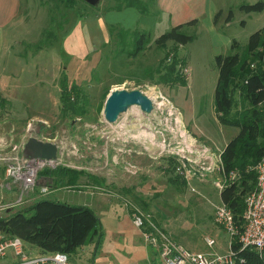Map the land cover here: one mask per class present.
<instances>
[{
	"label": "rangeland",
	"instance_id": "obj_1",
	"mask_svg": "<svg viewBox=\"0 0 264 264\" xmlns=\"http://www.w3.org/2000/svg\"><path fill=\"white\" fill-rule=\"evenodd\" d=\"M230 1L227 27L218 24L209 30L201 17L197 25L182 28L194 35L191 41L156 45L154 39L172 25L154 3L148 14H140L134 8L108 10L113 0H99L95 6L82 0H21V21L10 29L19 40L0 58L15 52L14 62L6 67L10 73L2 80L6 101H0V216L36 198H53L40 191L47 184L42 172L64 167L70 171L54 176L47 188L61 192L60 202L93 210L102 233L97 253L104 264L158 263L156 245L142 233L151 231L133 223L132 210L148 217L154 227L150 234L157 239L165 237L189 251L227 253L229 235L214 223L212 214L221 202L219 191L241 180L238 163L232 178L219 163L222 148L238 129L220 123L213 110V57L241 54L249 34L264 29V7L249 13L238 8L256 0ZM58 8L67 11L61 26ZM131 10L138 14L135 19L127 14ZM106 20L115 23L111 34ZM132 29L148 33L143 50L135 55L130 51ZM232 40L237 48L230 51ZM47 42L52 44L37 47ZM171 69L184 77L183 84L169 83ZM63 75L78 86L79 114L60 113ZM119 88L141 91L153 108L144 113L130 106L114 122L104 121L105 97ZM232 100L231 112L246 106L237 87ZM30 136L54 143L56 157L36 168L32 184H23L6 177L4 170L8 162H30L23 149ZM255 163L244 166L251 175L247 188L255 181ZM206 238L214 240L211 247ZM94 248V240L84 244L67 263L88 264Z\"/></svg>",
	"mask_w": 264,
	"mask_h": 264
},
{
	"label": "trees",
	"instance_id": "obj_2",
	"mask_svg": "<svg viewBox=\"0 0 264 264\" xmlns=\"http://www.w3.org/2000/svg\"><path fill=\"white\" fill-rule=\"evenodd\" d=\"M153 3L154 0H113V4L109 5L107 9L134 8L140 14H148L149 6H152ZM263 7L264 3L257 0L251 4H241L238 8L249 13L261 11ZM59 10L58 8L57 12L62 18L61 26L66 22L67 11ZM217 16L218 12L214 15V19ZM230 17L231 10H228L225 21H228ZM194 23L195 19H192L171 26L169 30L156 37L154 43L163 45L166 41H171L176 45H183L191 41L194 35L182 31V28ZM112 27L113 25L109 26L110 34L114 30ZM125 31L123 29L121 32L125 33ZM132 32L130 51L135 55L143 50L148 33L136 30ZM51 44L47 42V45H37V47H48ZM229 48L230 51L237 48V42L232 40ZM213 59L217 69L213 90V110L220 123L232 125L238 129L237 133L222 148L220 164L223 173L227 174L238 163L241 176L239 185L236 182H230L219 191V199L230 209L234 221L240 224L243 196L254 186L252 184L247 188L245 185L248 177L251 176L245 167L255 163L264 154V112L262 108L264 98V29L259 28L249 34L241 54L237 52L218 53L214 55ZM252 62L255 65L251 70ZM173 64L176 62L173 61ZM177 75L176 71L171 69L169 77L166 79L170 84H183L184 77H177ZM236 79L240 82L237 83ZM59 85L60 113L79 114L78 86L73 82H67L65 75L61 76ZM235 87L242 94L246 106L231 112L234 105L232 91ZM0 101L3 102L6 99L0 97ZM167 164L170 165L168 162ZM69 171L70 169L64 167L44 169L42 177L51 181L54 176L62 177ZM80 174L81 172L77 173V175ZM174 178H178V176H174ZM181 183L184 184V181L181 180ZM238 186L240 189H237ZM0 231L10 236L19 237L26 244L35 246L39 252H62L67 257L74 253L77 247L92 240L95 242L94 250L97 249L102 235L99 220L91 208L86 205H72L45 197L37 198L22 209L0 216ZM230 248L236 252L233 264H263L253 250H238L235 239L231 240ZM239 259L242 261L240 262Z\"/></svg>",
	"mask_w": 264,
	"mask_h": 264
},
{
	"label": "built area",
	"instance_id": "obj_3",
	"mask_svg": "<svg viewBox=\"0 0 264 264\" xmlns=\"http://www.w3.org/2000/svg\"><path fill=\"white\" fill-rule=\"evenodd\" d=\"M264 3V0H261ZM264 112V98L262 100ZM28 163H9L5 167V175L9 178L20 179L23 184H32L35 179L36 168L46 161L31 158ZM220 163V161H219ZM220 170L222 171L221 164ZM223 172V171H222ZM254 186L243 196V210L240 224H237L230 209L222 202L213 207L212 218L215 224L227 231L229 244L227 253L189 251L165 237L157 239L153 233V223L147 216L138 211H130L129 216L138 228L143 231V236L155 248L159 256L157 264H233L236 252L230 248L231 240L235 239L238 250H253L264 264V154L254 165ZM228 178L234 175L227 173ZM41 192H47L45 185ZM146 215V214H145ZM161 234V233H160ZM207 247L214 244L212 238L205 239ZM26 243L17 236H10L0 231V261L3 264H68L67 255L62 252H35L26 248ZM10 253L11 258H9ZM241 262L242 260L239 259Z\"/></svg>",
	"mask_w": 264,
	"mask_h": 264
},
{
	"label": "crops",
	"instance_id": "obj_4",
	"mask_svg": "<svg viewBox=\"0 0 264 264\" xmlns=\"http://www.w3.org/2000/svg\"><path fill=\"white\" fill-rule=\"evenodd\" d=\"M230 3H231L230 0H154V4H155V7L158 13L166 14L167 19L171 21L172 26L185 23L192 19H195V23L193 25H197V22L202 17V20L206 23V25L209 26V30H212L213 27L214 28L217 27L218 24L221 25L222 27L228 26V22L230 19L228 21H225V17L227 14V12L225 14V11L231 10L229 6ZM242 4H245V3H242ZM20 6H22L21 0H0V58L1 56H3L4 53L8 54V49L10 50V48H12L11 43H14L15 41L19 40L17 37H14V30L13 29L10 30V29L13 28L12 26H15V24L18 21L19 22L21 21L20 15L23 10L20 11L21 10ZM122 9L129 10L132 8H122ZM122 9L115 10V11H121ZM217 12H218V17L214 19V15ZM127 14H129V17L134 14L135 15L134 19L138 15L137 13L135 14V12H133L132 10L127 11ZM107 23H108V27L110 25L115 24L114 22L109 23L108 21ZM224 43L227 45L228 38L224 40ZM14 60H15V52L11 53L10 55H6L0 61V97L4 98L5 96L4 94L5 86L2 81L3 76L8 75V73H10L9 71H7L6 67L8 64H10L11 61L14 62ZM12 147H11V150L16 151L15 148H12ZM10 163H13V162H10ZM7 164H9V162ZM42 179H44V181L47 183V184H44L47 189V192L53 195V198H50V199L59 201L58 197L60 196L61 192L56 190L57 188L48 190L47 187L49 186L50 180L45 177H42ZM39 198H42V197H39ZM45 198H49V197H45ZM83 245L75 249L74 251L75 255L79 253ZM32 247H34L35 249ZM26 248L32 253L39 252V249H37L35 246H31L27 244ZM97 250H98V247L97 249L94 250V254H92L93 256L89 260L90 262L88 264H104L105 263L104 257L99 256L100 253L98 254Z\"/></svg>",
	"mask_w": 264,
	"mask_h": 264
},
{
	"label": "water",
	"instance_id": "obj_5",
	"mask_svg": "<svg viewBox=\"0 0 264 264\" xmlns=\"http://www.w3.org/2000/svg\"><path fill=\"white\" fill-rule=\"evenodd\" d=\"M89 6H95L99 0H82ZM130 106H137L144 113H149L153 108L151 100L137 89H112L105 97L102 117L104 121L112 123L117 116ZM23 149L28 156L42 161H51L56 157V145L49 141L30 136L23 144ZM25 155V153H24Z\"/></svg>",
	"mask_w": 264,
	"mask_h": 264
},
{
	"label": "bare ground",
	"instance_id": "obj_6",
	"mask_svg": "<svg viewBox=\"0 0 264 264\" xmlns=\"http://www.w3.org/2000/svg\"><path fill=\"white\" fill-rule=\"evenodd\" d=\"M161 104H163V102H161ZM31 158V157H30ZM37 160V159H36ZM39 161H42V160H39Z\"/></svg>",
	"mask_w": 264,
	"mask_h": 264
}]
</instances>
